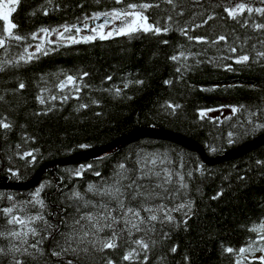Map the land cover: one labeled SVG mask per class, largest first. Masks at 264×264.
<instances>
[{"label":"trees","instance_id":"16d2710c","mask_svg":"<svg viewBox=\"0 0 264 264\" xmlns=\"http://www.w3.org/2000/svg\"><path fill=\"white\" fill-rule=\"evenodd\" d=\"M128 3L153 5L142 10L149 23L161 28L167 24L169 31H139L88 43L45 42L42 51L32 53L30 61L16 59L27 55L25 47L29 50L37 44L30 34L40 33L41 27L79 26L94 12L125 8ZM236 3L264 8L262 0H176L174 10L165 0H122L121 4L115 0H18L10 21L17 25L14 33L25 38L19 42L9 40L0 48V62L11 61L0 71V121L10 125L8 129L0 128V183L27 181L46 163L104 148L144 129L179 134L198 144L209 158L222 156L263 133L264 128L252 129L264 124V58L256 55L264 51V29H254V22L264 24V16L245 11L236 20L230 19L224 7H234ZM209 15L213 19L204 24ZM246 19L249 23L242 27ZM180 27L186 29L187 35L179 31ZM220 35L226 39L217 40ZM189 36L193 39L189 40ZM196 37L209 42L198 43ZM233 46L236 53L229 52ZM181 52L187 60L180 57ZM240 54H247L249 60L235 63ZM173 55L178 59H169ZM67 75L74 77V84L59 90L57 85ZM137 80L142 83L137 84ZM20 83L25 85L23 89ZM115 89L120 90V95L115 94ZM81 103L87 107L80 108ZM168 104L180 107L169 108ZM233 107L237 111L222 119L211 117L213 112L224 108L232 111ZM229 133L233 135L229 137ZM25 152L32 155L24 156ZM137 154H155L164 161L158 162V168L170 170L171 189L179 188L183 177L187 188L177 192L174 200L169 198L165 202L168 207L173 203L191 205L190 210L172 213V224L163 228L156 224L157 243L145 264H235L237 259L241 264H261L264 253L257 250L241 257L239 249L249 243L257 249L264 246V241L250 230L264 221V145L240 158L207 166L197 153L181 146L140 139L79 164L51 166L31 190L0 189V209L16 204L15 215L41 211L50 223L59 224L62 217L74 211L69 205L75 202L68 199L73 189L96 199L85 193L87 185L100 184L111 177L121 162L135 168ZM82 167L77 177L75 171ZM42 183L44 209L27 203ZM8 196L13 200L9 201ZM22 204L23 212L19 210ZM12 227L18 226L7 225L0 212V231ZM8 246L9 240L0 238V247L7 250ZM173 246L175 253L170 251ZM50 247L51 240H46L42 245L44 256L22 259L25 264H66L68 260L78 264L70 255L59 260L52 257ZM125 247L105 250V254L116 264H129L120 261ZM226 248L233 252H225ZM105 254H97L95 264H104ZM11 260V254L0 256V264H11Z\"/></svg>","mask_w":264,"mask_h":264},{"label":"snow or ice","instance_id":"6c2138e0","mask_svg":"<svg viewBox=\"0 0 264 264\" xmlns=\"http://www.w3.org/2000/svg\"><path fill=\"white\" fill-rule=\"evenodd\" d=\"M115 2L116 4H121L122 0H115ZM165 2L171 5L173 10L177 7L176 0H165ZM194 2L198 3L199 0H194ZM17 3L18 0H0V21H3V33L0 34V48L5 47L9 40L19 42L25 38L14 33L13 30L17 28V25L9 19ZM152 6L148 3H128L125 8H113L110 11L94 12L91 17H85V19L98 20L103 16L106 18L110 17L113 21H120V26L115 31L107 33L104 32L105 25L109 22L107 19L105 24H100L90 29L93 33L92 35L84 36L79 35L80 28L76 27L75 24L61 25L63 33L58 32L56 28L48 29L41 27L38 31L43 33V36L39 37L42 43L37 44L35 50L36 52L42 51V44L45 42L44 38L52 33L56 34L57 40H66L68 43L73 44L80 42L88 43L97 38L105 40L113 35H131L139 31L154 34H159L161 31L167 33L169 31L167 24L161 28L159 24L154 25L153 23H149L148 17L142 11ZM245 11L249 14L256 13L264 16V8H253L247 6L245 3H236L234 7H224V12L227 13L228 18L233 20H236L240 13ZM44 14L47 15L46 10ZM168 19L170 20L171 17ZM211 19L213 17L209 15L203 23L206 24ZM248 23L249 21L246 19L241 26L244 27ZM201 26L200 24L196 25V27ZM88 27V24H84L85 29ZM72 29H75L76 35L68 34L71 33ZM254 29H264V24L254 22ZM179 31L187 35V31L183 27H180ZM30 35L32 39L38 38L36 32H32ZM188 38L189 40L193 39L191 36ZM195 39L198 43L209 42L204 37H196ZM216 39L224 41L226 37L220 35ZM48 43H51V41H48ZM163 43H167V41H163ZM211 43H215V41H211ZM261 43L264 44V41ZM253 49H255V45H253ZM229 52L236 53L237 48L233 46L229 49ZM24 53L27 55H19L16 59L27 62L33 58V54L29 53L27 47L24 48ZM179 55L184 60L188 59L183 52ZM256 55L257 57L264 58V51H258ZM169 59L175 61L178 57L173 55ZM248 60L249 56L247 54H240L235 58V63H244ZM10 63L11 61L0 62V71L3 70L5 64ZM176 71L179 72L180 68H177ZM84 75L86 76L87 73H84ZM108 79H111V77H108ZM136 83L140 84L142 81L137 80ZM165 83L167 84L169 81H165ZM73 84L74 77L67 75L64 80L59 82L57 88L63 90L66 86ZM24 87L23 83L19 84L20 89ZM125 87H127V84H125ZM75 91L79 92L80 87L76 86ZM115 94L120 95V90L115 89ZM55 98V96L52 97V99ZM67 98V96L63 97L65 100ZM36 99L40 103H44V100L40 96H37ZM79 107L86 108L87 105L81 103ZM168 107L179 108L180 105L168 104ZM236 111L237 108L233 107L232 112L235 113ZM200 115L203 117L204 113L201 112ZM252 115H255V113H252ZM9 127L8 123L0 121V128L8 129ZM262 128H264V124H259L252 131ZM232 135V133H229V137ZM228 142L232 143V140L229 139ZM80 147H85V145H80ZM31 155L29 152L24 153V156ZM23 158L21 156V159ZM158 162L160 164L164 163L155 154L152 156L137 154L135 168H129L123 162L119 163L111 177L102 180L100 184L90 183L87 185L85 193H91V196L96 199H89L86 194H81L73 189L68 199L75 202L69 205V207H74V211L66 217H62L59 224L50 223L45 219L41 211H37L35 214L15 215L14 209L17 208L16 204L0 209V212L6 218L7 225L18 226L0 231V238L9 240L7 250L0 247V256L11 254V264H25L22 257H30L36 260L38 256H44L45 250L42 248V245L44 241L51 240L52 247L48 249V252L58 260L63 256L70 255L75 257L78 264H95L97 254H105V250H116L125 245L124 253L120 257L121 262L127 261L129 264H132L133 261H136L137 264H145L149 260V252L157 243L154 239L156 224H159L161 228L165 224H172L174 220L172 213L185 208L190 210L191 208L190 204L173 203L172 207H168V204L165 203L169 198L174 200L176 193L181 189H186L187 184L184 183L181 176L179 188L171 189L169 187L173 183L171 172L169 169H159ZM87 167L91 168L92 166L88 165ZM83 170V167L76 170L75 175L79 177ZM93 174L100 176L99 172H94ZM12 175L15 176L16 173L13 172ZM44 187L43 183L37 187L30 194L31 199L27 203L33 207L39 206L40 209H44V200L41 199L40 195ZM7 198L9 201L13 200L12 196H8ZM155 201H159V203H155ZM19 210L21 212L24 211L23 204ZM48 215L52 214L48 213ZM185 216H187V213H185ZM38 225H42V227ZM61 228H63V231H61ZM250 230L257 233L260 241H264V221L258 227H253ZM167 236L168 233L164 232L163 237L167 238ZM176 250L175 246L170 249L173 253ZM257 250L264 253V246L257 249L253 247L252 243H249L247 247L239 249V254L243 257L245 253ZM224 251L232 253L233 249L226 248ZM141 256L142 260L140 259ZM184 259L187 261L188 257ZM260 261L261 264H264V257H261ZM45 264H48V262L45 261ZM66 264H74V262L73 260H68ZM104 264H116V262L105 254ZM235 264H241V260L237 259Z\"/></svg>","mask_w":264,"mask_h":264},{"label":"water","instance_id":"95a60500","mask_svg":"<svg viewBox=\"0 0 264 264\" xmlns=\"http://www.w3.org/2000/svg\"><path fill=\"white\" fill-rule=\"evenodd\" d=\"M140 139H153V140L166 141V142L176 144L193 153H197L202 159V161L207 166H213V165L220 164L222 162L240 158L254 151L255 149L261 147L262 145H264V132L257 135L251 141L235 149L225 152L222 156H219L217 158H209L208 156L204 154L202 148L198 144H196L192 140H189L179 134H175L170 131L159 130V129H144L141 131L134 132L126 137H123L104 148H101V149H98L92 152H88V153L74 154V155L68 156L64 159H61L55 162L46 163L42 165L29 180L24 181V182L0 183V189L1 190H11V191H21V192L31 190L37 186V184L40 181L41 175H43L44 172L47 170V168L51 166H54V165L71 166V165L79 164L81 162H85V161H88L89 159L97 157L109 150H112L113 148L119 145L133 143Z\"/></svg>","mask_w":264,"mask_h":264},{"label":"rangeland","instance_id":"374dc122","mask_svg":"<svg viewBox=\"0 0 264 264\" xmlns=\"http://www.w3.org/2000/svg\"><path fill=\"white\" fill-rule=\"evenodd\" d=\"M15 8V6H14ZM11 16V15H10ZM10 19V17H9ZM106 19L109 21L106 25H105V28H104V32L107 33L109 31H115L116 28H118L120 26V21H113L111 20L110 17L106 18V17H103L101 16L98 20H88L86 22H84L83 24H81L80 26H76L78 28H80V33L79 35L80 36H84V35H92L93 33L90 31L91 28L93 27H96L97 25H100V24H105V21ZM84 24H88V28L85 29L84 28ZM58 32H61L63 33V29H57ZM70 35H76V32H75V29H72L71 33H68ZM43 36V33H38L37 34V44H41V40L39 39V37ZM113 36H117V35H113ZM112 37V36H110ZM44 41L45 42H48V41H51V43H65V44H71V43H68L66 40H57L56 39V34L55 33H52L51 35H48L44 38ZM44 42V43H45ZM37 44H34L32 45L30 48H29V53H35L36 50V45ZM232 113L231 109L229 108H224L222 110H219V111H216V112H213L211 113V117H216L218 119H222L228 115H230Z\"/></svg>","mask_w":264,"mask_h":264},{"label":"bare ground","instance_id":"6f19581e","mask_svg":"<svg viewBox=\"0 0 264 264\" xmlns=\"http://www.w3.org/2000/svg\"><path fill=\"white\" fill-rule=\"evenodd\" d=\"M35 43H37V42H35Z\"/></svg>","mask_w":264,"mask_h":264}]
</instances>
